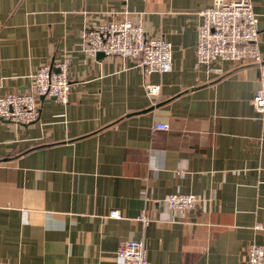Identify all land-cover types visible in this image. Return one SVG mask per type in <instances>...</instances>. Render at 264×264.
Listing matches in <instances>:
<instances>
[{
    "label": "crops",
    "instance_id": "obj_1",
    "mask_svg": "<svg viewBox=\"0 0 264 264\" xmlns=\"http://www.w3.org/2000/svg\"><path fill=\"white\" fill-rule=\"evenodd\" d=\"M251 1L264 58V0ZM213 2L0 0V95L28 92L48 62L68 60L71 81L68 103L39 100L36 122L0 119V264H124L119 244L142 238L149 264H247L264 244L260 71L197 64ZM123 18L172 44L171 72L84 51V30ZM170 194L199 204L170 211Z\"/></svg>",
    "mask_w": 264,
    "mask_h": 264
},
{
    "label": "built area",
    "instance_id": "obj_2",
    "mask_svg": "<svg viewBox=\"0 0 264 264\" xmlns=\"http://www.w3.org/2000/svg\"><path fill=\"white\" fill-rule=\"evenodd\" d=\"M202 22L198 27L196 59L198 65H212L218 61H230L240 65L254 64L260 71V87L253 99L255 109L264 115V58L260 52L259 18L251 0H214L212 6L201 10ZM82 46L90 56L132 59L139 62L146 75L166 74L173 69L172 44L162 38L146 35L143 20L130 18L112 19L96 28L82 32ZM69 62L45 63L32 76L30 89L25 93L0 95V119L19 125H29L38 120L40 101L53 99L67 104L71 81ZM156 95L160 86H146ZM40 100V101H39ZM168 124H156L157 130H169ZM165 205L173 212H192L199 204L194 194H170ZM112 218H121L112 211ZM145 225L149 218L142 216ZM117 257L124 264H149L144 239L122 241ZM247 264H264V244L249 246Z\"/></svg>",
    "mask_w": 264,
    "mask_h": 264
}]
</instances>
